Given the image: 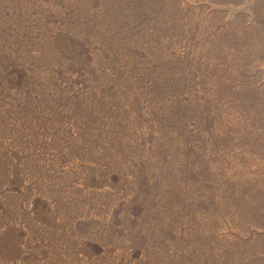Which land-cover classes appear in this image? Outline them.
Instances as JSON below:
<instances>
[{"label":"rangeland","instance_id":"1","mask_svg":"<svg viewBox=\"0 0 264 264\" xmlns=\"http://www.w3.org/2000/svg\"><path fill=\"white\" fill-rule=\"evenodd\" d=\"M0 264H264V0H0Z\"/></svg>","mask_w":264,"mask_h":264},{"label":"bare ground","instance_id":"2","mask_svg":"<svg viewBox=\"0 0 264 264\" xmlns=\"http://www.w3.org/2000/svg\"><path fill=\"white\" fill-rule=\"evenodd\" d=\"M251 0H248V4L250 3Z\"/></svg>","mask_w":264,"mask_h":264}]
</instances>
